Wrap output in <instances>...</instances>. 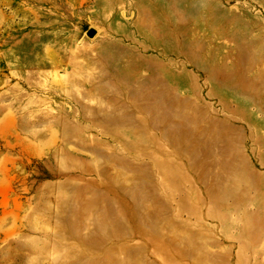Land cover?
<instances>
[{
  "label": "rangeland",
  "instance_id": "obj_1",
  "mask_svg": "<svg viewBox=\"0 0 264 264\" xmlns=\"http://www.w3.org/2000/svg\"><path fill=\"white\" fill-rule=\"evenodd\" d=\"M111 243L264 264V0H0V264Z\"/></svg>",
  "mask_w": 264,
  "mask_h": 264
},
{
  "label": "bare ground",
  "instance_id": "obj_2",
  "mask_svg": "<svg viewBox=\"0 0 264 264\" xmlns=\"http://www.w3.org/2000/svg\"><path fill=\"white\" fill-rule=\"evenodd\" d=\"M165 6H162V9L164 10V11H166L165 10V8H164ZM167 29V28H166ZM168 47V46H167ZM140 228V227H139ZM141 230H142V228H140ZM145 231V230H144ZM152 236H157L158 235V232H156V231H154L152 234H151ZM158 236H160V235H158ZM150 239V238H149ZM152 239H153V237H152ZM161 239V238H160ZM151 240V239H150ZM157 240V239H156ZM154 241V242H157V241ZM149 241V240H148ZM164 241V240H163ZM110 242H112L111 241V238H109V239H105L102 243H100V245H104V246H107V243H110ZM151 243V242H150ZM142 245V244H141ZM155 245V244H154ZM130 246V247H129ZM129 246H126L125 247V249H126V253L128 254V253H130L131 252V245H129ZM139 246V245H138ZM134 248H135V246H133ZM145 247V246H144ZM108 248V251H110L111 252V256L114 258V263L115 264H136V262L133 260V259H131L130 258V256H129V258L127 259V260H125V259H117V258H115V256H114V253H115V249H116V246H114L112 243L107 247ZM139 248V247H138ZM165 248V247H164ZM145 249V248H144ZM161 249V248H160ZM135 250H136V248H135ZM162 250H163V248H162ZM140 251H142V250H140ZM164 251H166V250H164ZM169 251V250H168ZM184 253V252H183ZM185 254V253H184ZM129 255V254H128ZM145 260V259H144Z\"/></svg>",
  "mask_w": 264,
  "mask_h": 264
},
{
  "label": "water",
  "instance_id": "obj_3",
  "mask_svg": "<svg viewBox=\"0 0 264 264\" xmlns=\"http://www.w3.org/2000/svg\"><path fill=\"white\" fill-rule=\"evenodd\" d=\"M93 33H94V30L93 29H90L89 31H88V35H93Z\"/></svg>",
  "mask_w": 264,
  "mask_h": 264
}]
</instances>
